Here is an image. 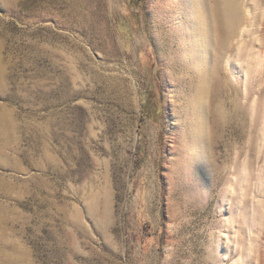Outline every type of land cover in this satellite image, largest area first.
<instances>
[{
	"label": "rangeland",
	"instance_id": "1",
	"mask_svg": "<svg viewBox=\"0 0 264 264\" xmlns=\"http://www.w3.org/2000/svg\"><path fill=\"white\" fill-rule=\"evenodd\" d=\"M212 3L0 0V264H264V107L233 104L264 0H238L201 122Z\"/></svg>",
	"mask_w": 264,
	"mask_h": 264
},
{
	"label": "bare ground",
	"instance_id": "2",
	"mask_svg": "<svg viewBox=\"0 0 264 264\" xmlns=\"http://www.w3.org/2000/svg\"><path fill=\"white\" fill-rule=\"evenodd\" d=\"M211 12H212V19L215 24V28L212 31L213 28H209V30L205 33V36L207 38V51L206 53L213 52V66L209 69L207 68L208 62L211 61V55L205 56V65H201L200 62L195 61L194 69L197 70V74L200 77L201 83H198L197 85L193 83L194 87V93L190 94V98L188 99V108L191 110V114L189 116H195L198 115L200 120L203 121L204 118V112H203V106L208 98V94L210 89L217 90L218 94L224 97L226 95V89L224 88L223 79L220 76V63L221 59L225 55V48L228 43V39L230 36L234 34L237 27H239L241 23V14L239 10V3L238 0H212ZM259 19L262 21V18ZM264 24V23H263ZM262 27V26H261ZM264 27V25H263ZM212 31V32H210ZM201 39V36H199L198 40ZM198 40H193V45H197ZM180 49L187 47L186 44H182L179 42ZM182 47V48H181ZM258 52L253 54L254 57V77H258L264 72L262 71L264 68V36L260 39V45L258 46ZM185 53L188 54V51H185ZM202 59V57H201ZM249 69L245 70L246 72ZM263 72V73H262ZM264 75V74H263ZM246 76V75H245ZM262 76V75H261ZM248 77V76H247ZM254 79V78H253ZM260 79V78H259ZM210 81L213 83V87H210ZM244 84H242L241 89L236 88L235 89V98L233 101L235 111L237 115H240L243 117L245 113V109L249 106V101L252 96H256L255 103V110L257 112H260L259 110L262 109V104L264 107V103H260V101L263 102L264 99V79L256 82V88H250L248 85V81L246 78H244ZM217 85V87H216ZM174 87V95H171L170 98L166 100L165 104L170 105L172 108V115L177 113V106H176V100H178L181 96L182 89L179 87V82L176 80L173 84ZM175 99V100H174ZM164 104V105H165ZM219 119L224 120L226 118L225 111H218ZM172 120L173 119L172 116ZM200 123V122H199ZM181 127V125H177V127ZM176 127V126H175ZM176 130V129H175ZM192 174L194 173V170L190 169Z\"/></svg>",
	"mask_w": 264,
	"mask_h": 264
}]
</instances>
